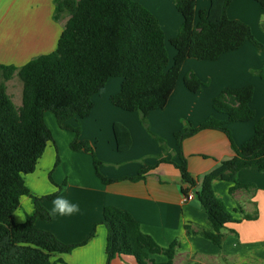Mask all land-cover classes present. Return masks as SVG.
<instances>
[{"label": "crops", "instance_id": "obj_1", "mask_svg": "<svg viewBox=\"0 0 264 264\" xmlns=\"http://www.w3.org/2000/svg\"><path fill=\"white\" fill-rule=\"evenodd\" d=\"M147 9L158 21L165 44L175 37L182 24L174 0H133ZM209 0H196L195 13L207 10ZM54 0H0V65L22 67L30 60L53 52L68 20L52 19ZM227 17L247 24L253 37L264 46V11L252 0H233ZM169 59L174 56L169 49ZM264 68V51L244 42L237 50L227 52L216 60L187 59L179 79L165 107L147 114L150 131L164 140V153L148 135L136 112H126L113 106L110 97L119 92L121 78H110L104 88L92 98L93 108L87 118L70 119L67 125L79 127V139L88 141L95 158L102 163L99 174L113 182L104 184L96 175L90 153L73 152L70 143L75 138L71 129H61L54 115L44 114L52 134L33 173L24 176L31 196L45 197L58 191L42 205L50 213L51 221L35 222V227L53 234L65 244L81 243L94 231L86 244L67 254H52L59 264H105L106 228L100 223L104 207L128 212L138 223L140 231L154 243L167 250L174 242L172 264H264V172L245 168L238 172L237 182L249 188H234L233 183L214 180L212 189L235 222L222 230L220 246L203 238L200 232L209 229L207 215L197 198L182 203L179 149L173 134L184 122L198 126L207 117L224 120L211 108V101L223 89L253 88L250 108L254 119L226 125L232 142L240 147L253 136L254 124L264 116V79L253 72ZM192 72L206 86L197 93L183 85L184 76ZM6 82V90L8 83ZM119 124L129 134L131 144L119 152L113 125ZM122 143L124 135L120 134ZM59 162L55 165L56 154ZM182 153L189 175L198 181L216 168L220 162L234 156L227 136L217 130H203L182 142ZM164 159V161L162 160ZM142 179L130 181L142 168ZM52 180V182L49 179ZM198 188H196L197 190ZM196 190H192L193 193ZM58 197L77 204L79 210L61 215L54 212L53 201ZM33 213L32 199L22 196L12 215L21 224ZM245 216L253 217L251 220ZM153 264H167L168 253L148 255ZM110 264H136L130 256L116 257Z\"/></svg>", "mask_w": 264, "mask_h": 264}, {"label": "trees", "instance_id": "obj_2", "mask_svg": "<svg viewBox=\"0 0 264 264\" xmlns=\"http://www.w3.org/2000/svg\"><path fill=\"white\" fill-rule=\"evenodd\" d=\"M233 0H209L207 10L195 13L196 0H174L181 15L178 34L169 40L174 51L172 63L165 44L164 33L157 19L133 0H54L52 19L62 16L68 20L59 36L56 49L40 55L22 67L0 65V264H59L51 255L67 254L86 244L94 234L77 244H65L53 234L35 227V222L51 221L50 213L42 201L55 198L58 191L45 197L31 196L24 183V176L34 172L39 158L52 134L44 121V113L51 112L59 127L71 129L75 138L70 143L73 152L90 153L97 177L104 183L98 168L102 165L94 155L88 141L79 139V127L67 125L70 119L77 122L87 118L93 108L92 98L101 91L110 78H121L118 93L110 97L116 108L136 112L139 121L150 138L168 152L163 139L153 134L146 119L149 112L165 107L179 79L180 70L187 59L216 60L224 53L237 50L244 42L264 51L250 27L227 17L226 11ZM264 11V0H252ZM264 79V68L253 72ZM16 75L22 82L21 106L17 108L6 92V82ZM184 87L197 93L206 86L194 73L183 79ZM253 95L251 86L239 89H223L211 101L212 110L225 117L219 120L207 117L198 126L184 122L173 136L179 149V163L174 164L180 173L183 195L196 190L194 197L205 210L209 229L200 235L220 246L222 230L232 222V215L216 198L212 189L214 180L233 183L234 188H249L237 182V174L245 168L264 172V116L254 124L253 136L236 147L226 125L244 123L254 119L250 108ZM203 130L223 132L231 143L234 156L204 175L199 181L187 171L182 153V142ZM119 152L126 151L130 137L125 128L113 125ZM124 135V143L120 134ZM164 161V159H162ZM59 162L56 154L55 165ZM146 168H142L130 181L140 180ZM49 179L52 182L50 175ZM32 199L33 213L26 215L21 224L13 222L12 215L19 207V199ZM251 220L253 217L245 216ZM106 228L105 264L116 257L130 256L136 264H153L151 253H168L174 257L176 242L165 250L143 234L138 223L126 211L104 207L100 222Z\"/></svg>", "mask_w": 264, "mask_h": 264}, {"label": "rangeland", "instance_id": "obj_3", "mask_svg": "<svg viewBox=\"0 0 264 264\" xmlns=\"http://www.w3.org/2000/svg\"><path fill=\"white\" fill-rule=\"evenodd\" d=\"M166 48H167V52L169 55V49H172V48L168 42L166 43ZM172 58L173 57H170V59H169L170 64L172 63ZM6 92L10 96L13 104L17 108H19L21 106L22 82L20 81V79L17 76L10 83H8ZM46 113H49L50 115H52L51 112H46Z\"/></svg>", "mask_w": 264, "mask_h": 264}, {"label": "clouds", "instance_id": "obj_4", "mask_svg": "<svg viewBox=\"0 0 264 264\" xmlns=\"http://www.w3.org/2000/svg\"><path fill=\"white\" fill-rule=\"evenodd\" d=\"M53 204V211L58 212L61 215L72 214L79 210V206L77 204L71 203L62 197H58L56 200H54Z\"/></svg>", "mask_w": 264, "mask_h": 264}, {"label": "built area", "instance_id": "obj_5", "mask_svg": "<svg viewBox=\"0 0 264 264\" xmlns=\"http://www.w3.org/2000/svg\"><path fill=\"white\" fill-rule=\"evenodd\" d=\"M192 199H194V193L193 191H189L187 195H183L181 202L186 203Z\"/></svg>", "mask_w": 264, "mask_h": 264}]
</instances>
